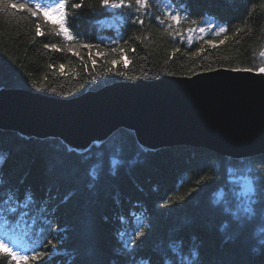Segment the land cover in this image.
<instances>
[{
    "label": "trees",
    "instance_id": "1",
    "mask_svg": "<svg viewBox=\"0 0 264 264\" xmlns=\"http://www.w3.org/2000/svg\"><path fill=\"white\" fill-rule=\"evenodd\" d=\"M35 2L29 5L33 9ZM45 2L51 4V0ZM79 2L69 0L68 5L74 13L69 19L73 35L80 34L72 43L100 45L91 52L76 48L79 56L67 51V42L55 34L51 24L44 23L42 15L33 18L11 7L0 12V87L68 98L115 81L150 80L163 74L184 76L208 68H245L264 63L258 57L264 50V0H176L173 8L187 4L190 19L198 21L195 26L182 23V30L204 27L205 20L228 26L223 34L229 37L225 44L217 48L204 44L206 52L197 57L191 53L203 40L194 38L189 47L187 33L180 43L179 37L173 40L155 20L157 15L164 18L163 4L169 0H154L150 13L142 16L143 26L131 22L136 15H129L131 10L125 12L127 20L121 22L112 16L114 10L99 8L96 0H85L80 9L71 8V3ZM38 21L43 36L35 34ZM239 28L245 31L237 33ZM223 35L213 37L209 32L204 40L218 41ZM52 43L65 50L44 48ZM111 47L123 48L127 55L121 61L119 51L110 52ZM133 47L135 53L130 51ZM176 48L180 51L173 56ZM112 60L119 62L113 65ZM50 64L55 69H50ZM61 64L67 75H61ZM107 68L112 71L107 72ZM0 157L5 160L0 183L19 189L22 197L25 189H30L38 202L31 207V214L45 208L52 227L60 234L63 246L49 264H180L181 256L183 264H264V215L257 211L254 220L237 223L230 215L214 211L220 199L217 193L229 187L228 169H238L242 174L264 161V153L232 158L183 144L143 149L133 132L125 128L79 151L59 138L27 137L0 129ZM100 159L104 162L102 174L92 181L87 173ZM112 159L121 161L115 174ZM202 176L217 178L198 185ZM176 195L185 199L165 207L164 201ZM232 195L228 192L226 198ZM141 224L147 233L141 238L143 243L126 248L127 234ZM181 241L183 252L177 253ZM22 246L27 242L22 241ZM0 264H7L6 259L0 257ZM13 264L25 262L16 260ZM29 264H43V260Z\"/></svg>",
    "mask_w": 264,
    "mask_h": 264
},
{
    "label": "water",
    "instance_id": "2",
    "mask_svg": "<svg viewBox=\"0 0 264 264\" xmlns=\"http://www.w3.org/2000/svg\"><path fill=\"white\" fill-rule=\"evenodd\" d=\"M229 69L115 81L68 98L0 87V129L59 138L79 151L125 128L143 149L264 153V76Z\"/></svg>",
    "mask_w": 264,
    "mask_h": 264
},
{
    "label": "snow or ice",
    "instance_id": "3",
    "mask_svg": "<svg viewBox=\"0 0 264 264\" xmlns=\"http://www.w3.org/2000/svg\"><path fill=\"white\" fill-rule=\"evenodd\" d=\"M32 0H25V2H12V0H0V12H6L9 7L12 9H19L21 11L30 13L31 17L36 18L42 15L45 24H51L55 29V34L61 36L67 42L66 48L68 52L73 55L79 56V53L75 51L76 48H86L91 52L93 48L99 49L100 45H93L89 43L73 44L79 37V33L73 35L72 27L69 24V19L74 13L68 10L69 0H51V4H47L45 0H36L35 7H30ZM92 0H89L91 3ZM98 7L104 10H114L112 16L118 17L121 22L127 20L125 12L128 10V14L131 15L134 12L131 22L143 26L145 21L142 18L143 15L150 13L151 5L154 0H96ZM183 2V0H181ZM85 3V0H80L79 3H71L72 9H80ZM176 0H169V2L163 4V17L157 15L155 20L160 26H163V31L170 35L173 40L176 37L180 38V43L185 41V33H187L188 46L195 41L203 40V44L194 52L191 53L192 57H197L206 52L204 44L209 47L217 48L224 45L229 39L227 35H223L228 32V26L225 24L215 23L210 20H205L204 27H189L181 29L182 23H188L191 25H198V21L190 19L191 10L187 4L181 8L178 4L173 8V4ZM56 17V19H52ZM151 19V16H149ZM167 20V24H166ZM99 23V21L97 22ZM237 33L245 31L243 28L236 30ZM211 32L213 37H221L223 39L204 40V36ZM36 36H43L44 33L41 30L40 22L36 23L35 27ZM139 39V37H137ZM239 42V41H237ZM118 44V41H114ZM127 43V41H125ZM45 49H52L54 51H64V48L58 47L57 44H45ZM110 52L120 53L121 61L127 52L123 48L111 47ZM135 53L136 49L133 47L130 49ZM180 48H176L172 55L179 52ZM97 55L103 56V52H97ZM258 57L264 60V50L258 52ZM83 59L82 57H80ZM146 58V57H145ZM119 61L112 60L111 64L116 65ZM95 60H93V66H95ZM50 69H55V65H49ZM61 75H67L64 71L65 65L59 66ZM87 69V65H85ZM230 71L246 74H257L264 76V63L259 65H252L245 68H232ZM107 72H111V68L106 69ZM205 71H213L211 68L205 69ZM123 74V73H121ZM35 83V82H33ZM53 91H55L53 89ZM4 157H0V173L3 171ZM121 161L118 159H112V171L115 174V169L120 166ZM104 162L103 159L98 160L91 170L87 173L92 181H96L101 176L103 171ZM215 176H202L197 184H204L207 181L216 179ZM229 187L223 191L217 193L218 199L216 201L217 207L214 211L230 215L237 223L242 221H249L251 218H256V213L259 211L264 215V161H261L258 166L249 167L241 174L238 169L229 168L228 177L226 179ZM196 189H193L195 191ZM231 192L232 198L228 199L227 194ZM185 196L176 195L175 197L165 200L164 206L168 207L173 202H182ZM0 204L4 207H0V257L6 259L7 264H13L16 260L24 261L25 264H29L30 261L39 262L43 260V264H49V261L56 257L60 247L63 246V241L60 239V234L52 227L50 220L47 218L46 209L39 208V214L32 215L31 207L38 206V202L34 193L30 189H25L23 197L20 194L19 189L12 187H6L4 183H0ZM224 227L227 228L228 224L225 223ZM19 233L18 236L15 234ZM124 233L122 235H125ZM128 239L125 241V247L137 248L140 243H143L142 237H146L144 226L141 224L138 228H133ZM15 236V238H13ZM47 236H52L53 239H45ZM22 241L27 242V246H22ZM39 249V250H38ZM177 253L183 252V242L179 243L176 249ZM261 255L264 256V248L261 249ZM47 257L48 259H45ZM180 264H183L182 256L179 257ZM151 264V262H149Z\"/></svg>",
    "mask_w": 264,
    "mask_h": 264
}]
</instances>
